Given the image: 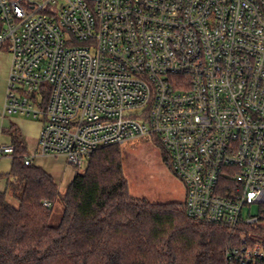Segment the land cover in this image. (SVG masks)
I'll list each match as a JSON object with an SVG mask.
<instances>
[{
  "label": "built area",
  "instance_id": "built-area-1",
  "mask_svg": "<svg viewBox=\"0 0 264 264\" xmlns=\"http://www.w3.org/2000/svg\"><path fill=\"white\" fill-rule=\"evenodd\" d=\"M0 50L41 154L83 168L152 136L225 264H264V0H0Z\"/></svg>",
  "mask_w": 264,
  "mask_h": 264
},
{
  "label": "trees",
  "instance_id": "trees-1",
  "mask_svg": "<svg viewBox=\"0 0 264 264\" xmlns=\"http://www.w3.org/2000/svg\"><path fill=\"white\" fill-rule=\"evenodd\" d=\"M48 97L47 90L45 104ZM10 134L13 167L0 176L8 182L0 191V264H225L227 227L192 220L185 202L134 198L121 146L96 151L62 195L44 170L25 164V142Z\"/></svg>",
  "mask_w": 264,
  "mask_h": 264
},
{
  "label": "rangeland",
  "instance_id": "rangeland-1",
  "mask_svg": "<svg viewBox=\"0 0 264 264\" xmlns=\"http://www.w3.org/2000/svg\"><path fill=\"white\" fill-rule=\"evenodd\" d=\"M159 144L156 138L149 136L121 146L129 192L134 198L155 204L185 202L186 189L171 171ZM74 169L77 173H84L86 167ZM66 191H61V194L64 195ZM8 203L19 207V202L10 197Z\"/></svg>",
  "mask_w": 264,
  "mask_h": 264
},
{
  "label": "crops",
  "instance_id": "crops-1",
  "mask_svg": "<svg viewBox=\"0 0 264 264\" xmlns=\"http://www.w3.org/2000/svg\"><path fill=\"white\" fill-rule=\"evenodd\" d=\"M12 58L0 50V176L8 175L13 167V154H4L1 147H13L11 130H16L25 142L26 158L53 178L60 191L67 190L77 175L64 156L43 155L39 150V138L43 127L41 119H33L22 113L7 115L4 106ZM7 179L0 177V191L7 187Z\"/></svg>",
  "mask_w": 264,
  "mask_h": 264
}]
</instances>
